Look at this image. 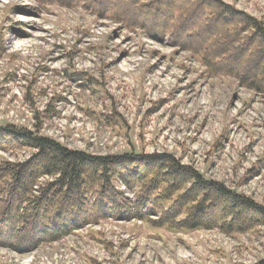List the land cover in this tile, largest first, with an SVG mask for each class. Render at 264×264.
Returning a JSON list of instances; mask_svg holds the SVG:
<instances>
[{"label":"rangeland","instance_id":"1","mask_svg":"<svg viewBox=\"0 0 264 264\" xmlns=\"http://www.w3.org/2000/svg\"><path fill=\"white\" fill-rule=\"evenodd\" d=\"M93 1L0 0V125L26 128L93 156L168 155L264 209V92L247 81L257 65L264 72V48L245 52L240 71L234 59L229 62L238 57L232 50L250 40L264 45L247 20L264 32V0L200 2L194 22L197 11L213 2L236 12L231 27L220 30L225 18L210 5L213 22L204 29L216 32L211 44L233 52L223 58L225 51L215 50L218 61L225 59L218 72L205 65L203 53L190 50L206 35L202 25L183 26L190 37L151 36L95 13ZM135 1L108 3L128 12L136 6L138 20L160 34L168 4L143 10L142 0ZM192 2L171 0L170 6L178 10ZM4 148L0 162H23L33 153ZM115 186L135 198L134 190ZM5 235L4 228L0 264H264V223L226 234L218 227L183 232L107 219L25 251L6 246Z\"/></svg>","mask_w":264,"mask_h":264},{"label":"trees","instance_id":"2","mask_svg":"<svg viewBox=\"0 0 264 264\" xmlns=\"http://www.w3.org/2000/svg\"><path fill=\"white\" fill-rule=\"evenodd\" d=\"M109 1H93L94 12L102 13L100 15L126 28H141L144 32L147 30L151 36L161 35L160 37L167 36L176 40L178 33L182 32V37H190L189 28L185 29L183 26L190 25L191 28L202 25V30H199L206 32V35L194 45L191 44L193 48L190 50L196 54L203 53L205 65L210 69L214 68L216 72L225 59L218 61L215 50L225 51L223 58L228 54L233 55V52L227 53L228 47H214L211 43L215 44L217 41L216 32L211 28L204 29L213 22V4L218 11L221 8V15L216 17L225 18L220 30L230 28V24L235 21L236 12L232 9L223 12L222 7L215 2L205 4L204 9L202 7V10L197 11L199 19L194 22L193 13L202 6L200 2L206 0H190L193 1L191 5L178 10L170 6L171 0H149L150 4L142 0L144 6L140 7L143 10L151 7L157 10V4H168L165 27L159 34L155 26L138 20L136 6L133 7L135 10L131 7L130 12L127 9L116 10L111 8ZM132 3L138 2L131 0ZM159 12L165 13V10ZM215 19L214 17V22H217ZM182 20L184 23L180 26L179 22ZM247 20L252 23L248 27L259 29L262 36L260 39L264 42L261 25L251 18ZM175 22L179 28H171V24L175 25ZM263 48L262 43L250 40L244 47L232 50L238 57L232 56L229 62L234 59L233 67L240 71L239 58L245 52L253 54L257 49L262 51ZM262 52L261 61L264 57V51ZM235 70L234 73L237 72ZM257 70L249 72L247 81L255 89L264 92V72ZM7 145L33 151L23 162H0V231L6 229L4 244L15 251L57 242L85 225L97 224L107 219L138 220L149 223L152 228L167 227L183 232L218 227L226 234L244 233L253 226L264 223L262 207L221 183L206 180L191 167L180 165L178 160L168 155L130 153L93 156L69 150L26 128L0 125V149H5L4 146ZM44 177L53 180L39 184L38 179ZM116 183H122L128 191L134 190L135 198H127L123 191L116 189ZM69 199L73 201L69 202Z\"/></svg>","mask_w":264,"mask_h":264}]
</instances>
